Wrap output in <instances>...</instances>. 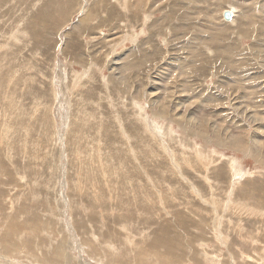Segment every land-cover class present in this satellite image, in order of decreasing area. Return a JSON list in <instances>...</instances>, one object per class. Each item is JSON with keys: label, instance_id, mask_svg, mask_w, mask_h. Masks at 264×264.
<instances>
[{"label": "rangeland", "instance_id": "obj_1", "mask_svg": "<svg viewBox=\"0 0 264 264\" xmlns=\"http://www.w3.org/2000/svg\"><path fill=\"white\" fill-rule=\"evenodd\" d=\"M0 264H264V0H0Z\"/></svg>", "mask_w": 264, "mask_h": 264}, {"label": "water", "instance_id": "obj_2", "mask_svg": "<svg viewBox=\"0 0 264 264\" xmlns=\"http://www.w3.org/2000/svg\"><path fill=\"white\" fill-rule=\"evenodd\" d=\"M224 17L227 20H230L232 18V12L230 10L224 12Z\"/></svg>", "mask_w": 264, "mask_h": 264}, {"label": "bare ground", "instance_id": "obj_3", "mask_svg": "<svg viewBox=\"0 0 264 264\" xmlns=\"http://www.w3.org/2000/svg\"><path fill=\"white\" fill-rule=\"evenodd\" d=\"M175 1H176V0H175ZM50 15H51V14H50ZM232 16H234V15H233V10H232ZM231 19H232V18H231ZM204 21H205V20H204ZM244 34H245V33H244ZM207 182H208V181H207ZM144 197H145V196H144ZM217 217H218V216H217ZM221 224H222V223H221Z\"/></svg>", "mask_w": 264, "mask_h": 264}]
</instances>
